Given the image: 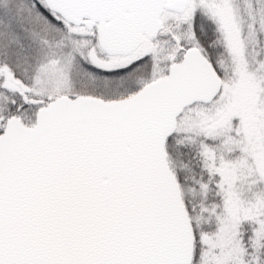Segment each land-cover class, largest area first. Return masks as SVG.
<instances>
[{
	"label": "snow or ice",
	"instance_id": "6c2138e0",
	"mask_svg": "<svg viewBox=\"0 0 264 264\" xmlns=\"http://www.w3.org/2000/svg\"><path fill=\"white\" fill-rule=\"evenodd\" d=\"M0 264H264V0H0Z\"/></svg>",
	"mask_w": 264,
	"mask_h": 264
}]
</instances>
